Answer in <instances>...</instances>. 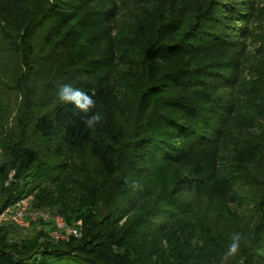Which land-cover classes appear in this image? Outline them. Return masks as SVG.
Here are the masks:
<instances>
[{
	"label": "trees",
	"instance_id": "1",
	"mask_svg": "<svg viewBox=\"0 0 264 264\" xmlns=\"http://www.w3.org/2000/svg\"><path fill=\"white\" fill-rule=\"evenodd\" d=\"M98 1L110 0H0V51L18 65L0 73V112L5 89L23 99L0 139V212L31 196L81 234L1 225L0 264H221L233 232L246 243L228 264H264V74L249 94L238 54L224 60L242 49L225 23H246L247 4L209 0L188 20L176 3L148 15ZM101 32L113 36L95 46ZM60 47L72 48L61 65ZM38 75L51 92L95 93L102 121L88 128L58 100L42 107Z\"/></svg>",
	"mask_w": 264,
	"mask_h": 264
},
{
	"label": "rangeland",
	"instance_id": "2",
	"mask_svg": "<svg viewBox=\"0 0 264 264\" xmlns=\"http://www.w3.org/2000/svg\"><path fill=\"white\" fill-rule=\"evenodd\" d=\"M98 2H96L95 7L97 6ZM235 2H245L247 4L246 7L249 15H247L248 18L247 21H245L246 23H244V21L240 23L239 21H235L234 23H225L229 27H226L224 34H226L228 37H231L233 40H237V42L240 40L239 42H241L242 49L241 52L236 49L234 52L226 54L224 60H231L232 54L235 57L238 54L240 63L239 80L242 84L241 88H243L245 92L253 95L259 92V89L257 88L258 82L261 81L258 79L260 72L264 74V0H235ZM173 3L177 4L174 7L182 6V12L187 18H189L188 20H191V17L194 13L200 12L207 3L209 4V0L208 2L207 0H110L108 3L100 1L98 4V10L100 11L104 10V8L115 7L118 8L120 12H127L126 8H128L130 5H133L136 8L146 10L147 14L149 15V11L154 12L156 10L157 12V9L161 6L166 5L167 7ZM111 32L115 34V27H113ZM111 32L109 35H105V32H101L97 36L96 40H93L94 45H102L103 43L110 41V38L113 36L111 35ZM240 32H245V37L240 38ZM238 48H240V46ZM45 53L47 54L48 52L46 51ZM71 53L72 48L63 52V49L60 47V49L57 51V55L59 54V56L58 62L56 64L60 63L59 65H61L64 59L67 58L68 54ZM5 63L9 65L11 70L18 69L17 59L12 54H4L2 51H0V73L2 72ZM56 64H48L49 70L51 71ZM44 73H48V70H44L41 75ZM43 77H39L38 75L35 77V79H33L34 92L40 96L42 107L54 102L55 100H58L55 92L46 90L47 81ZM3 92L4 98L0 113L5 114L6 117L3 123V128L0 129L1 140L3 137H8L14 133L16 122H18L17 117L19 116L23 100L21 94L15 89L9 88L5 89ZM27 139H29L31 143H35L36 146L41 148L44 146V143L40 141V138L35 133H32L31 128L28 129ZM1 160L2 155L0 153V162ZM29 199L30 201L32 200L31 196H29ZM22 235H29V232H22Z\"/></svg>",
	"mask_w": 264,
	"mask_h": 264
},
{
	"label": "built area",
	"instance_id": "3",
	"mask_svg": "<svg viewBox=\"0 0 264 264\" xmlns=\"http://www.w3.org/2000/svg\"><path fill=\"white\" fill-rule=\"evenodd\" d=\"M12 175L13 173L9 174V180L12 178ZM7 183L5 184L7 185ZM39 222L50 223L52 225L51 238L54 241H68L71 238H80L81 236L77 226L67 225L60 216L50 211L32 209L29 197L20 198L0 212V226L11 225L20 229H28L33 224Z\"/></svg>",
	"mask_w": 264,
	"mask_h": 264
},
{
	"label": "clouds",
	"instance_id": "4",
	"mask_svg": "<svg viewBox=\"0 0 264 264\" xmlns=\"http://www.w3.org/2000/svg\"><path fill=\"white\" fill-rule=\"evenodd\" d=\"M94 95L95 93L90 95L71 84H62L56 93L59 102L65 105L71 104L82 113L81 120L88 128H93L102 121V116L92 111L96 107ZM230 240L231 242L221 260V264H228L229 258L235 257L239 253L242 242L246 243L245 236L240 232H233Z\"/></svg>",
	"mask_w": 264,
	"mask_h": 264
}]
</instances>
